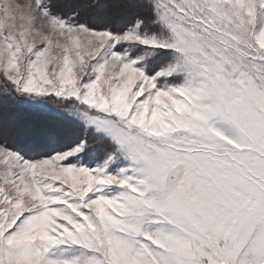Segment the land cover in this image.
Segmentation results:
<instances>
[{
  "label": "snow or ice",
  "instance_id": "6c2138e0",
  "mask_svg": "<svg viewBox=\"0 0 264 264\" xmlns=\"http://www.w3.org/2000/svg\"><path fill=\"white\" fill-rule=\"evenodd\" d=\"M0 264H264V0H0Z\"/></svg>",
  "mask_w": 264,
  "mask_h": 264
},
{
  "label": "trees",
  "instance_id": "16d2710c",
  "mask_svg": "<svg viewBox=\"0 0 264 264\" xmlns=\"http://www.w3.org/2000/svg\"><path fill=\"white\" fill-rule=\"evenodd\" d=\"M107 18L111 20L112 22L119 23L120 17L119 14L115 10H110L107 14ZM35 118V114L30 111H24L19 113V119L21 121H31ZM66 127L69 130V134L66 136V142L71 143L75 137H76V131L74 129V126L71 124V122L66 124Z\"/></svg>",
  "mask_w": 264,
  "mask_h": 264
},
{
  "label": "rangeland",
  "instance_id": "374dc122",
  "mask_svg": "<svg viewBox=\"0 0 264 264\" xmlns=\"http://www.w3.org/2000/svg\"><path fill=\"white\" fill-rule=\"evenodd\" d=\"M21 3L25 2V0H20Z\"/></svg>",
  "mask_w": 264,
  "mask_h": 264
}]
</instances>
